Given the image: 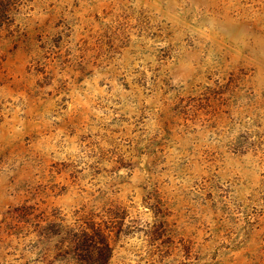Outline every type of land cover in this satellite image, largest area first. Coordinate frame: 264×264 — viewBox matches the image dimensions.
Here are the masks:
<instances>
[{
	"label": "rangeland",
	"instance_id": "rangeland-1",
	"mask_svg": "<svg viewBox=\"0 0 264 264\" xmlns=\"http://www.w3.org/2000/svg\"><path fill=\"white\" fill-rule=\"evenodd\" d=\"M0 264H264V0H0Z\"/></svg>",
	"mask_w": 264,
	"mask_h": 264
}]
</instances>
